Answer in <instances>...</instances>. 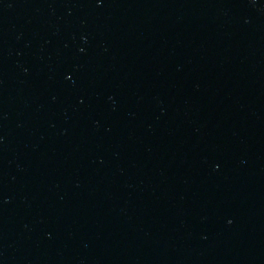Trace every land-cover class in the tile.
I'll return each mask as SVG.
<instances>
[{"label":"water","instance_id":"obj_1","mask_svg":"<svg viewBox=\"0 0 264 264\" xmlns=\"http://www.w3.org/2000/svg\"><path fill=\"white\" fill-rule=\"evenodd\" d=\"M0 264H264V0H0Z\"/></svg>","mask_w":264,"mask_h":264}]
</instances>
